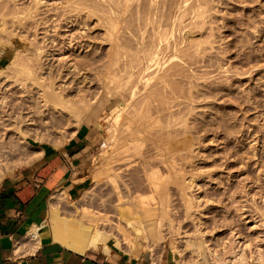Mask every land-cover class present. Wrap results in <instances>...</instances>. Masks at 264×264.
<instances>
[{
	"label": "bare ground",
	"instance_id": "bare-ground-1",
	"mask_svg": "<svg viewBox=\"0 0 264 264\" xmlns=\"http://www.w3.org/2000/svg\"><path fill=\"white\" fill-rule=\"evenodd\" d=\"M210 1L62 0L61 5L64 6L60 5V8L56 5L53 9L51 8L55 12L54 15L53 13L51 15L55 17V22L68 21V24H71L69 26L71 30L82 25L83 33H85L89 26H87L88 22H91L89 20L86 24L85 19L93 16L98 17L96 22L102 25L99 29L103 27L104 32L102 41L105 42L102 43H109L107 45L109 46V53L108 55L107 53L104 54V56H108L105 63L99 67V56H96L98 59L96 58L97 60H95L87 54L80 57H85L86 59L90 57L88 61L81 58L79 59L82 61L79 59L78 61L76 58L79 56L73 53L71 60L75 59V62H73L74 60L72 62L70 60L66 61L56 76L51 71L52 73H49L50 77L45 80V77H42L43 74H39L40 71L43 72L45 69L40 64L43 56H53V52L52 54L47 53L48 55H44L47 51L43 53V50L38 48V51H35L38 52V55L36 54L37 57H35L36 60L33 58L34 56L31 59L22 57L21 50H19L17 53L15 52L16 54L6 64L7 66L0 68V76L7 73L10 74V78H13L14 82L24 90L27 83L33 84L38 89V93H41V102L44 103L42 108H45V111L52 109L56 111L57 107H64L63 109L61 108V111L64 110L66 115H63L64 117L61 118V121L56 118L59 120H54L57 124L58 122L65 125L70 123L73 120L71 119L73 115L77 124L85 123V121L96 124L99 118L94 120L93 117H97L106 104L116 105L119 104V100L123 104V111L117 108L116 111H113V116L107 114L103 118L107 122L110 121L106 145L104 144L110 149V153L106 160L107 163L105 162L106 165L101 166L102 171L101 169L100 171L102 173L100 174L106 176L104 178H106L112 189L109 204L105 205L103 201L106 197L101 193L104 196H101L103 197V200H101L102 206L99 205L101 207L94 209L93 212H86V209L82 212L79 201L68 202V207H71L75 212V216L72 219H68L69 217L65 218L62 216L61 210L63 204H65L64 202L68 201L67 194L65 192L56 193L51 199L59 202L57 206L52 205L51 211L49 210L50 225L63 229H79L81 248H93L110 252L111 243L119 251L131 254L141 245L145 250L144 252L154 253L155 249L159 248V245H163L161 247L166 249L170 239L173 238L174 241L172 244L170 243V249L182 259L179 261L180 264H249L250 262H256V259H258V257L256 259H253V257L252 259L248 258L246 250L249 245L245 244L247 246L243 248L242 244L240 246L241 242L238 241L242 239V236L237 235L238 237L236 238V234L233 232L232 240L236 243V247H229L225 245L227 243H221V246L224 247L221 251H218L213 249L208 243L205 238L206 232L204 233L202 228L198 227V224L193 234H187L181 227L177 226V228L173 225L174 221H172L170 215V185L178 183V179L185 177V164L183 162L188 160L189 152L186 151L191 134L187 117L189 111H191L190 107L197 97V91L194 93L193 89L197 86L196 82L200 78L191 70L194 60L187 57L189 60L186 63L184 60L185 55H182L183 57L180 55V53H183L180 52V45L182 42L185 43L184 41L193 33L192 30L195 27L207 24L208 8H210L208 7L210 6L208 2ZM17 2V0H0V37L1 35H6V33L8 34L7 36L11 35L7 26L8 18L13 26L15 25L21 29L29 25L32 27L33 24L37 25L38 28L44 26V30L47 29L48 20L40 15L46 14L41 13L40 10L43 8L42 6H47V1L30 0L29 6L25 5V7H20L24 3L19 5L20 2ZM82 9L83 11L86 10V14L83 12L85 17L80 14ZM74 12L76 14H73ZM130 17L131 19H129ZM127 19L129 23L133 24L132 26H138V29L137 27L135 28L137 29L135 33H138L137 31L139 30V35L137 34L139 37L133 34L135 39L130 38L132 40L127 43H132L135 40V43L132 44L137 45L136 50L133 46L132 50L134 51L130 53L129 50L128 55V50L125 52L127 48L125 38H123L126 37L124 35L125 31L130 30V28H127L131 27ZM126 20L130 26L125 25ZM122 24L126 27L124 33L123 31L121 33L122 28H124L121 27L123 26ZM86 26L87 28L84 29ZM48 31L46 30L45 32L49 33ZM70 32L68 40L61 42L64 45L63 47L70 51L69 53L80 50L82 46L91 47V50L94 49L92 45L94 40L91 44L90 38V40L80 39L86 33L79 37L74 36V34H81V31L79 33ZM126 32L131 33L132 31ZM120 34L124 36L121 37ZM98 37L100 38V36ZM98 37L95 36L94 39ZM0 39L2 40V38ZM204 40L200 38L199 42ZM189 41L191 42V40ZM195 41L193 40L192 42L195 44ZM1 42L0 51L7 43V46L13 45L11 39L6 44ZM206 42L210 44L209 40H206ZM196 44L201 45L200 43ZM129 47L131 48L132 45ZM170 50L172 52L168 55L167 53ZM161 55L163 56L161 57ZM178 55L182 58L179 59ZM191 56L193 57V55ZM158 57L161 58L158 59ZM182 59L184 60L183 63H181ZM169 61H172L171 63L175 62L169 66L167 65ZM178 63L180 67L176 68ZM67 80H72L75 85H82L84 88L80 91L82 94L79 95L75 102L70 101L68 98L71 88L65 86ZM200 80L204 79L201 78ZM60 82L63 83V86L58 90L56 84ZM94 86L98 89L96 94L92 91ZM101 89H103V92L100 93ZM91 91L94 92V95L91 94L92 96L90 97ZM99 93L101 94L100 96ZM6 98L3 97L0 101V105L2 104V107L0 106L2 108V111H0V159L3 160L14 159L21 154L18 152L23 150V145L29 143L30 137L28 135L31 133L29 132L28 134L22 127L24 125L27 127L28 125L32 126L30 122H36L35 115L38 114L39 116L40 112V108L35 105L27 106L25 104V107L18 104L12 105L11 110L7 109L9 104H6ZM81 103L85 104L84 112L94 115L92 118H80L83 115H81L83 110L79 106ZM182 104H187L188 112L184 110L186 106H183L184 109H182ZM103 119L100 120L103 121ZM39 122L41 123L42 121ZM56 122L53 123L55 126L57 125ZM44 123L41 124L44 126ZM98 123L96 126H98ZM53 124L52 128H54ZM44 127L49 129L46 125ZM36 132L38 131L36 130ZM38 133L42 135L41 132ZM38 138L36 141L40 139ZM41 139L43 140L44 138ZM105 148L103 147L106 150L103 153H107ZM1 166L0 160V180L5 176L1 171ZM122 171L128 174L124 176V174H121L123 173ZM100 179L103 178L100 177ZM195 182L194 177H192L186 184L184 178L183 185L180 183L176 185H179L178 187L181 189L186 186V188L191 190L196 187ZM198 198L187 199L186 196V212L192 209L195 201L199 200ZM105 201L108 202V199ZM51 203L53 202L51 201ZM89 219H92L93 225L89 224ZM164 222L169 223L167 228H164ZM182 234H184L183 237H181ZM179 239H182L181 246L179 245ZM186 251L191 254V259L186 258ZM259 255L257 254L256 256ZM151 256L153 255L151 254ZM153 260L155 259L153 258ZM150 264H156V262L152 261Z\"/></svg>",
	"mask_w": 264,
	"mask_h": 264
},
{
	"label": "rangeland",
	"instance_id": "rangeland-1",
	"mask_svg": "<svg viewBox=\"0 0 264 264\" xmlns=\"http://www.w3.org/2000/svg\"><path fill=\"white\" fill-rule=\"evenodd\" d=\"M17 1L20 2L19 5L24 3L20 7H25V5L29 6L30 4V0ZM45 1H47V6L45 5L47 8L42 6L43 8H41L42 11L40 10V12L46 14L43 15L44 17L42 14L40 15L42 18L48 20L49 23L47 22L46 24V30H49V33L45 32L44 26L38 28L35 24H33L32 27L31 25L25 26V29L18 28L15 25L13 26L11 20L8 18L7 26L12 36H7V33L6 35H1L0 38H2V40H0L2 42H0L6 44L7 41L11 39L13 45L7 46V43L0 51V68L9 63L19 50H21L22 57L31 59L34 56L33 58L36 60L35 57H37L38 52L35 51H38V48L42 49L43 53L47 51L44 55L47 53L52 54L53 52V56L42 57L40 65L45 68L43 70L45 74L42 71H40L39 74H43L42 77H45V80H48L47 78L50 77L49 73L51 71L53 72L51 73L56 76L57 72L62 69L66 61L70 60L72 62L74 60L73 62H75V59L71 60L73 53L79 56L76 58L77 60L87 54L95 60L99 58V62L97 61L99 67L104 64L109 53V46H107L109 43H102L105 42L102 41L104 32L102 29L103 27L99 29L102 25L96 22L98 17L93 16L85 19L86 24L89 20L92 22V24L91 22L87 24V26L89 25L91 27L88 26V31L86 30L85 33L90 34L86 35L83 33L84 30L82 29V25L71 30L69 27L71 24L69 25L68 21L55 22V17L51 15L52 13L54 15L55 12H53L51 8L53 9L56 5L60 8L61 6L63 7L64 5H61L62 0ZM208 4L210 8H208L209 15L208 22H206L207 24L201 27H195V29L192 30L193 33L188 37L189 39L187 38L184 41L185 43L182 42L183 46L182 43L180 45V52H183L180 53V55H185L184 60L186 63L191 58L194 60L191 70L200 78L198 79L199 81L197 80L198 82H196L197 86L193 89L194 93L197 91V97L193 105H191V111H189L187 117L191 134L189 136L190 142L187 144L186 151L189 152L188 160L183 162L185 164V177L178 179V183L176 184L180 183L183 185L184 178L186 184H188L190 179L194 177L196 187L190 190L186 188V186L181 189L178 187L179 185H170V215L172 221H174L173 225H175V227H181L187 234H193L198 224V227L200 229L202 228L204 233L206 232L205 238L208 243L213 249L218 251H221L224 247L221 246V243H227L225 245L229 247H236V243L232 240L233 232L236 234V238L242 236V239L238 241L241 242L240 246L242 244L243 248L249 245L246 250L248 258L252 259L253 257V259H256L258 257L256 262L250 263L264 264V0H211ZM210 9H212V11H210ZM81 11L82 13L80 14H83L82 16L85 17L83 12L86 10L83 11L82 9ZM73 14L76 13L74 12ZM129 19H131V17ZM127 20L125 25L131 24V27L127 29L130 28L133 33L126 32L130 30L125 31L124 29L126 27L122 24L123 26L121 27L124 28H122L123 30H121V33L125 31L124 35L126 37H123V34L120 35L125 38L124 40L127 48L125 52L128 50V55L129 50L130 53H132L134 51L132 50L133 46L136 50L137 45L135 46L132 44L135 43V40H133L132 43H127L134 38L133 34L139 37V30L137 31L138 33H135L138 26H132L133 24L129 23V20L127 24ZM96 24H99V27ZM87 26L84 27V29H86ZM136 27L137 29H135ZM89 28L93 29L91 30ZM70 31H72V33H79L81 31V34H74V36L80 37L85 34L80 39H91V44L94 42L92 44L94 49L91 50V47L86 48L82 46L80 50L71 51V53H69L70 51L65 49L61 42H66L68 40L69 34L71 33ZM95 36H100L101 39L99 37L94 39ZM198 38H201V40H209L210 44H207L208 42L205 43L206 40L199 42ZM189 40H191V42ZM193 40L195 44L200 43L201 45L196 44L198 45L196 46L194 42H192ZM127 45H132V47L130 48ZM170 52H172V50L167 54L169 55ZM91 53L94 54L92 55ZM106 53L107 55L104 56ZM191 55H193V57ZM96 56L99 57L97 58ZM162 56L163 55H161V57ZM181 56L178 58L181 59L183 57ZM89 58L86 59L84 57L81 59L88 61ZM160 58L158 57V59ZM184 60L182 59L181 63H183ZM172 61H169L167 65L170 66L175 62L171 63ZM177 67H180L179 63L176 65V68ZM4 75L0 76V101L3 97H7L5 102H10V100H12L10 103L6 102V104L10 105L7 106V109L9 108L11 110L12 105L15 106L18 104L24 107L25 105H35L40 108V112L39 116L38 114L35 115L37 121H33V123L30 122L32 126L28 125L27 127L24 125L25 127H22L28 134L29 132L34 134L32 135L30 133L28 135L30 137L29 143L23 145V150L21 149L22 151L18 152L21 154L19 156L17 155L14 159H0L2 165L1 171L5 175L0 182L6 178L13 177L23 169L29 167L32 163L31 159H35L37 154H40V146L53 145L54 147L60 148L76 134L81 126L84 125L92 128L94 132L100 135V144L95 147L92 153L88 169L81 173V176L86 179L83 189L80 191L79 195L73 198L74 200H68L70 202L79 201L82 212L85 209L86 212H93L94 209L100 208L102 206L101 200H103V195L106 197L103 202L105 205H108L110 200L109 197L112 196V189L109 186L110 184L106 181V178H104L106 176L100 173H102V167L106 165V160L110 153V149L105 146L110 121L107 122L103 118L107 114L113 116V113L108 110L111 104H106L105 108L101 109V112L99 111L100 113L97 112L99 113L97 117L94 115L93 117L89 112H84V103L79 104L81 110L84 112L80 110L81 115L83 114L80 118L85 119L93 117L94 120L99 118V123L97 121L96 124H92V122L87 123L85 121V123L77 124L73 115L71 118L73 120L70 123H66L65 125L59 124L58 122L57 124L54 120L59 119L61 121V118L66 115L64 110V113L61 111L64 107H57L56 111L53 109L45 111V108H42L44 103L41 102V93H38V89L33 86V84L27 83L24 90L14 82L13 78H10V74L7 73ZM201 78L204 80H200ZM56 85V88L59 90L61 86H63V83L60 82ZM95 85L97 86V84ZM65 86L71 88L68 93V98L72 102H75L79 98V95L82 94L80 91L84 89L82 85H75V82L72 80H67ZM96 86L92 88L95 94L98 92ZM101 90L100 93L103 92V89ZM92 91L90 97L94 95ZM100 93L99 96L101 95ZM183 97H185V95H183ZM118 103L119 104L116 105L123 111V104H121L120 100ZM90 104L92 105V103ZM0 106L2 107V104ZM183 106H186V108L184 109ZM182 107V109L187 111V104H182ZM0 109V111H2V108ZM86 111L88 110L86 109ZM100 119H103V121ZM39 121H42L41 123L47 122L46 124L44 123V126H48L50 130L44 127ZM51 121H53L52 124L56 122V126L53 124L56 130L51 127ZM97 123L98 126H96ZM58 125L61 126L58 127ZM36 130L41 132L42 135L36 132ZM34 135L36 136L33 137ZM36 137H39V140H42L41 138L44 139L42 141H36ZM103 147H106L107 153H103V151H106ZM121 174L125 176L128 173L123 172ZM100 177L104 180L100 179ZM186 196L187 199L199 197V200L195 201L192 209L188 212H186L185 209ZM107 199L108 202L105 201ZM67 204L69 205V203ZM68 205H63V215L72 219L75 216V212L71 207H68ZM89 220V224L93 225L92 219ZM163 225L165 226L164 228H167L169 223L164 222ZM183 236L184 234H182L181 237ZM173 241L174 239L171 238L166 249L161 247L163 245H159V248H156L154 253L142 252L138 263L150 264L154 261L157 264H180L179 261L182 259L170 249ZM178 241H180L179 245H182V239ZM255 251L259 252L256 253L260 255L256 256L257 254L254 253ZM151 254L154 257L151 256ZM185 256L187 259H191V254L187 251ZM153 258L155 260H153ZM259 259H261L260 261L262 262H260Z\"/></svg>",
	"mask_w": 264,
	"mask_h": 264
},
{
	"label": "crops",
	"instance_id": "crops-1",
	"mask_svg": "<svg viewBox=\"0 0 264 264\" xmlns=\"http://www.w3.org/2000/svg\"><path fill=\"white\" fill-rule=\"evenodd\" d=\"M117 108L110 105L108 110ZM99 136L83 125L60 148L40 146L29 167L0 182V264H139L145 253L141 245L131 254L111 243L110 252L84 249L78 229L50 225L51 207L58 204L51 199L62 192L67 200L79 195L86 183L81 173L88 169Z\"/></svg>",
	"mask_w": 264,
	"mask_h": 264
}]
</instances>
